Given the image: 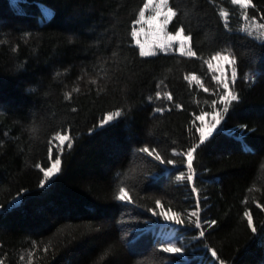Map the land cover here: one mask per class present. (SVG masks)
Returning a JSON list of instances; mask_svg holds the SVG:
<instances>
[{
	"label": "trees",
	"instance_id": "1",
	"mask_svg": "<svg viewBox=\"0 0 264 264\" xmlns=\"http://www.w3.org/2000/svg\"><path fill=\"white\" fill-rule=\"evenodd\" d=\"M145 2L0 0L1 264H264V38L244 28L264 24V0H168L169 30L182 27L196 55L140 57L132 32ZM218 53L235 59L238 99L189 181L196 117L225 91L209 68ZM57 134L72 140L59 155ZM122 187L131 202L117 199ZM157 200L183 224L158 215ZM170 243L183 256L165 253Z\"/></svg>",
	"mask_w": 264,
	"mask_h": 264
},
{
	"label": "snow or ice",
	"instance_id": "2",
	"mask_svg": "<svg viewBox=\"0 0 264 264\" xmlns=\"http://www.w3.org/2000/svg\"><path fill=\"white\" fill-rule=\"evenodd\" d=\"M234 4H242L245 8L251 4V0H232ZM153 4V0H147V3L144 4V9H148L150 5ZM167 4V0H160V5L157 7L155 14L150 17V19L147 21L150 27L154 26L155 29L157 30V34L160 36V38L155 41L151 45H146L144 43H141L139 39L136 40V45L138 46V55L140 57H153L157 55L156 49L160 51H167L170 49L173 45L174 42H178L179 44V54L180 55H186V56H195L196 53L192 51H185V43L186 41L189 40V37L185 36L184 29L181 27L178 31L175 32V34H166L164 32L166 26L173 20V17L176 15V13L172 10V8H167L166 11L163 10V6ZM227 15V14H225ZM140 20L137 21L139 23L140 21H143L145 18V11L141 10L139 13ZM163 17V19H161ZM260 28L264 29V24H261L259 26ZM142 31V29H141ZM139 33L137 31L132 32L133 37H138ZM264 35V33H262ZM213 60L216 61H224L228 64H234L235 61L232 60L228 55H221V54H216L215 56L212 57ZM213 66L209 64V68H212ZM232 81L234 82L237 76V73L235 71L232 72ZM214 79L217 82H221L223 84V89L224 94L220 97V103L224 105L222 111L218 110L213 113H208L205 112L199 116L196 117L198 121H200L201 126L198 128L199 132V144L189 147L187 152L184 154L186 156V161H187V168L189 170V175L187 179L189 181L193 180L194 176V170H193V160H194V153H196L197 149L201 146L204 145L206 141L209 140V138L213 137L215 133L219 131H222L218 129V126L221 124L223 117V114H226L228 112V105H230L233 101H236L238 97L233 94V92L230 90L229 87V82L225 78L224 80H221L220 76H215ZM207 91V89H205ZM157 96H159V93H157ZM168 99H171V96H168ZM161 108H157L156 112H161ZM121 115V112L117 111L114 113L108 114L104 120V124H108L110 121H113L115 117H119ZM211 115V121H207L206 117ZM56 139H58L59 144L61 145L60 147V152H63V145L65 142L70 141L69 135H61L57 134ZM68 148H72L71 142L68 143ZM140 152L147 154V156L151 157L153 155V152L150 151L147 147H143L140 149ZM155 159L157 161H163L161 160V156L159 154L155 155ZM169 164L173 163V161L169 160ZM61 160L57 158L54 163H52L51 167L47 168V170H43V178L44 181L49 180L51 177L55 176L58 174L61 170ZM184 177H180V179H183ZM41 187H43V182H41ZM193 192H196L195 187L192 189ZM119 201H126V202H131V197L129 196L128 192L122 187L119 190V195L117 197ZM16 202H12L9 207H14ZM157 207L161 209V211L158 213V215L163 216V218L167 221H174L176 224H183V220L180 218L178 213H173L169 215V212L171 209L168 210V212L163 210V206L161 205L160 201H156ZM156 214V213H154ZM245 215L248 217V224L251 227V230L253 232L256 231V228L252 226V216L249 213H245ZM191 216L197 217L195 226L196 228H200V220H199V201L197 200V211H193L191 213ZM216 221H210V225H215ZM205 235L204 231L199 232V236L203 237ZM181 247H176L174 244H169L167 247L163 248V251L165 253H181L182 252ZM211 255L213 257L216 256V252L212 251Z\"/></svg>",
	"mask_w": 264,
	"mask_h": 264
},
{
	"label": "rangeland",
	"instance_id": "3",
	"mask_svg": "<svg viewBox=\"0 0 264 264\" xmlns=\"http://www.w3.org/2000/svg\"><path fill=\"white\" fill-rule=\"evenodd\" d=\"M145 3H147V0H146ZM159 5H160V0H153V4L150 5L149 8L146 9V10L144 9V5H143L141 10L145 11V18H144L143 21H140L139 23H137V21L140 20V17H138V20L135 22L134 30L139 33L138 37H134L135 44H136V40L139 39V41L141 43H144L146 45H151V44H153L155 41H157L160 38V36L157 34V30L155 29V27L154 26L150 27L149 24L147 23V21L150 19V17L155 14V11H156V9H157V7ZM240 5H241V7H244L242 4H240ZM169 7L170 6H169L168 0H167V4L163 6V10L166 11L167 8H169ZM45 9H46L47 12H51V10L48 7L45 8ZM161 19H163V17H161ZM261 24L262 23L257 22V21L245 20L244 28H245V30H248L249 32H251V33H253V34L257 35V36L264 38V35H262V33H264V29L259 27ZM168 26H169V24L166 26L164 32L166 34H175V32H171L169 30ZM141 29H142V31H141ZM185 36H187V35H185ZM178 48H179L178 42H174L172 47L170 49H168L166 52L179 53ZM156 51H157V53L165 52V51H160L158 49H156ZM185 51H192L191 44H190V38L185 43ZM219 54L228 55L232 60L235 61V59L232 57V55L230 53H219ZM210 64L213 66L212 68H210L211 72H212L213 79L217 75L221 77V80H224L226 78L228 80V82H229L230 90L233 92V94L236 95L235 91L233 90V84H234L235 81L234 82L232 81V76H231L233 71H235L237 73L235 63L234 64H228V63H226V62H224L222 60L221 61H216V60L211 59ZM236 78H237V76H236ZM190 79L193 80V81H196L198 83H201L204 88H207L206 83L204 81H202L200 78H198L197 76L192 75L190 77ZM214 81L216 82V85H218L221 88H223V84L221 82H217L215 79H214ZM223 107H224V105L221 104V107L219 109L215 110V111H218V110L222 111ZM115 112H117V111H115ZM112 113H114V112H112ZM211 113H213V112H211ZM224 116H225V114H223V117ZM117 118L118 117H115L114 120L117 119ZM223 119H222V121H223ZM206 120L210 122L211 121V115L207 116ZM222 121H221V124H222ZM197 124H198V127L201 126L200 121H198V120H197ZM102 125H104V123H102ZM61 135H68V134H61ZM56 137H57V135H55L53 140H52L53 151L57 155H59V153H61L60 152L61 145L59 144V141H58V139H56ZM69 137H70V135H69ZM69 142H71V144H72L71 137H70V141L64 143L63 149L68 147L67 145H68ZM57 158H59L61 160L60 156H57L56 158L53 159L52 163H54ZM14 201L16 202V204H19L20 201H21V197H17ZM176 254L183 256V250H182L181 253H176ZM0 264H1V261H0ZM222 264H225V263H222Z\"/></svg>",
	"mask_w": 264,
	"mask_h": 264
},
{
	"label": "bare ground",
	"instance_id": "4",
	"mask_svg": "<svg viewBox=\"0 0 264 264\" xmlns=\"http://www.w3.org/2000/svg\"><path fill=\"white\" fill-rule=\"evenodd\" d=\"M191 241H192V239H191ZM196 245V244H195ZM196 247H197V245H196ZM210 247V246H209ZM190 248V247H189ZM189 251V250H188ZM203 253V252H202ZM188 255V254H187ZM184 258V257H183ZM215 257H213V259H214ZM222 260V259H221ZM205 262V261H204ZM203 264V263H202Z\"/></svg>",
	"mask_w": 264,
	"mask_h": 264
}]
</instances>
